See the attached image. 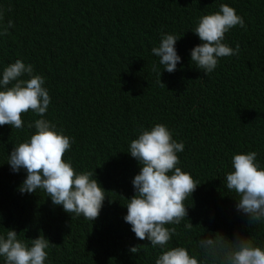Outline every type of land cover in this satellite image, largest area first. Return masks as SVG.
<instances>
[{
	"label": "trees",
	"instance_id": "16d2710c",
	"mask_svg": "<svg viewBox=\"0 0 264 264\" xmlns=\"http://www.w3.org/2000/svg\"><path fill=\"white\" fill-rule=\"evenodd\" d=\"M221 3L245 21L225 35L240 52L204 75L190 60V49L200 43L191 30ZM8 21L0 69L22 59L45 77L51 96L45 118L75 141L64 158L78 170H94L108 192L92 223L72 219L43 190L21 194L25 173L11 171L7 154L35 130L0 126V234L44 235L53 244L51 264H154L159 250L123 220L139 171L126 151L141 128L164 123L185 144L178 154L182 170L201 183L185 201L187 218L170 226L176 234L169 246L202 256L201 237L237 232L260 244L264 224H249L234 210L235 193L225 189L223 177L236 152L254 150L264 166V0H0V31ZM161 32L180 37L181 63L172 73L151 54ZM38 118L31 111L22 115L26 125ZM188 219L191 230L184 228ZM137 245L140 251L131 253Z\"/></svg>",
	"mask_w": 264,
	"mask_h": 264
},
{
	"label": "clouds",
	"instance_id": "9594fccd",
	"mask_svg": "<svg viewBox=\"0 0 264 264\" xmlns=\"http://www.w3.org/2000/svg\"><path fill=\"white\" fill-rule=\"evenodd\" d=\"M245 27V21L226 3L219 10L201 16L191 31L200 43L190 49V60L204 75L212 73L221 58L238 56L240 46H229L225 35L234 27ZM12 22L0 31L4 35ZM180 39L174 33L161 32L159 43L151 48L158 64L168 73L177 70L181 56L175 47ZM155 63V62H154ZM160 77L161 70L152 65ZM27 79H24V77ZM51 103L45 77L34 73L31 63L16 59L0 69V126L22 130L25 126L35 131L26 140L13 145L7 154V164L14 173L23 171L19 185L21 194L43 190L54 206H61L71 218L83 217L91 223L99 216L107 197L106 191L95 178L94 170H78L70 159L64 158L75 142L57 124L45 118ZM31 111L38 119L25 123L22 115ZM185 150L182 140L173 138L167 124L156 123L141 128L127 146V153L139 165L132 178L134 195L126 199L127 212L123 220L139 240H147L158 249L154 264H264V237L254 243L246 235L234 233L228 238L211 233L197 240L202 256L185 246H169L176 234L175 227L188 216L185 201L201 184L182 170L180 153ZM258 153L240 151L230 158V171L223 180L227 191L235 193L234 210L247 217L249 224H264V166ZM184 224L185 230L194 226ZM53 244L44 236L20 239L15 229L0 234V264H51L49 249ZM140 246H131L138 253Z\"/></svg>",
	"mask_w": 264,
	"mask_h": 264
}]
</instances>
